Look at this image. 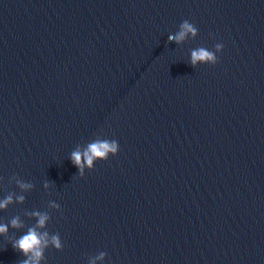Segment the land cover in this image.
<instances>
[{"label":"water","instance_id":"95a60500","mask_svg":"<svg viewBox=\"0 0 264 264\" xmlns=\"http://www.w3.org/2000/svg\"><path fill=\"white\" fill-rule=\"evenodd\" d=\"M184 20L197 36L169 40ZM95 139L119 151L80 176ZM9 194L0 264L27 258L33 211L63 245L40 264H264V0H0Z\"/></svg>","mask_w":264,"mask_h":264},{"label":"clouds","instance_id":"9594fccd","mask_svg":"<svg viewBox=\"0 0 264 264\" xmlns=\"http://www.w3.org/2000/svg\"><path fill=\"white\" fill-rule=\"evenodd\" d=\"M191 34L192 37H196L198 34V29L193 23L188 20H184L179 25V31L174 34H169L168 39L175 41L177 43L183 42ZM222 43H217L215 45V51L219 52L223 49ZM218 61L214 51L208 50L205 47H199L192 50L191 52V64L193 66L197 63H210L215 64ZM119 151V144L116 140L108 139H95L88 143L86 147L81 149L78 147L75 151L71 153V160L73 164L79 169V175L84 176V169L87 167L89 169L94 168V162L96 160H106L109 154L115 155ZM15 179V176L12 177ZM16 183L21 189L27 190L33 187L30 183H24L20 179H16ZM47 187V184H45ZM25 197L23 195L16 196V200L23 202ZM13 203V195L9 194L4 199L0 200V209H6L9 204ZM53 208H59L60 205L52 203ZM31 216L36 217V224L29 227L27 232L21 235L19 238L12 240V247L23 253L26 259L20 260L19 264H40L44 257V250L51 244L55 249L62 250L63 245L59 234H53L49 237L47 231L41 232L40 229L45 228L47 221L50 219L48 213H41L39 211H33L30 213ZM10 225L12 228H22L24 227L23 222L20 220L19 216H14L10 220ZM8 224L0 223V234L6 235L8 233ZM106 253L101 252L96 259H103ZM91 264H95L94 261Z\"/></svg>","mask_w":264,"mask_h":264}]
</instances>
